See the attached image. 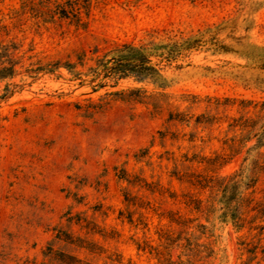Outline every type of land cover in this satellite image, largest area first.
I'll list each match as a JSON object with an SVG mask.
<instances>
[{"label":"rangeland","instance_id":"374dc122","mask_svg":"<svg viewBox=\"0 0 264 264\" xmlns=\"http://www.w3.org/2000/svg\"><path fill=\"white\" fill-rule=\"evenodd\" d=\"M90 4L81 27L0 0V264H264V66L236 53H264V0ZM215 25L233 51L105 77L117 46Z\"/></svg>","mask_w":264,"mask_h":264},{"label":"trees","instance_id":"16d2710c","mask_svg":"<svg viewBox=\"0 0 264 264\" xmlns=\"http://www.w3.org/2000/svg\"><path fill=\"white\" fill-rule=\"evenodd\" d=\"M42 2L53 5L54 10L42 12L41 15L50 18L56 15L60 19L70 20L75 26L83 27L87 23L90 0H42ZM225 28L226 26L215 25L197 30L190 35L181 32H162V34L152 32L137 44L117 46L111 52L113 56L101 63L105 77L161 79L163 68L180 70L184 60L194 52L229 53L233 51V47L226 45L219 37ZM237 46H243L242 51L236 52L238 55L262 62L264 66V53L254 54L253 50L246 49L242 43ZM14 69L15 61L12 53L8 47L0 44V80L11 77Z\"/></svg>","mask_w":264,"mask_h":264}]
</instances>
